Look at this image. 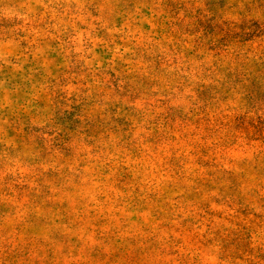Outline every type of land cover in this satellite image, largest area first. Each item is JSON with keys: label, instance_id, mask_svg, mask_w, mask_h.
<instances>
[{"label": "clouds", "instance_id": "1", "mask_svg": "<svg viewBox=\"0 0 264 264\" xmlns=\"http://www.w3.org/2000/svg\"><path fill=\"white\" fill-rule=\"evenodd\" d=\"M0 264H264V0H0Z\"/></svg>", "mask_w": 264, "mask_h": 264}]
</instances>
